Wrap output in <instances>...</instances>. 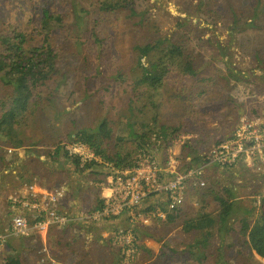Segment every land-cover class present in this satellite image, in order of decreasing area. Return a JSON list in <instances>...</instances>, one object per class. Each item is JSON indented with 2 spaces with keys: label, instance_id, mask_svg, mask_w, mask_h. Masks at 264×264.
I'll return each instance as SVG.
<instances>
[{
  "label": "rangeland",
  "instance_id": "obj_1",
  "mask_svg": "<svg viewBox=\"0 0 264 264\" xmlns=\"http://www.w3.org/2000/svg\"><path fill=\"white\" fill-rule=\"evenodd\" d=\"M104 1L0 0V34L13 24L34 36L33 44L40 47L41 40L45 39L44 36L39 37L45 5L53 14L62 15L65 23V27H55L49 34L52 49L59 56L56 62L59 70L48 88H40L35 93L41 98L30 119L28 117L26 129L18 136L22 139L23 148L9 154L4 148L13 146H6L5 141L0 139V231L11 222L6 214L10 197L25 195L23 188L29 183H38L51 190L64 189L70 194V200L65 202L70 206L63 207L68 215L90 211L96 206L101 199L98 198L101 193L99 189L103 188L110 176L102 177L99 183H95L90 174H79V178L73 168L62 165L50 156L58 145L68 143L72 132L94 130L104 119L113 130V142L119 136L128 135L131 118L137 116L138 120L151 121L152 115H148L147 111L152 106L149 105L147 92L139 94L140 102L134 103L133 110L129 111L130 99L135 94L123 88L137 77L134 71V47L137 45L159 39L182 44L186 55L199 71L198 75L208 78L199 84L195 83V78H186L184 83L191 92L185 96L176 97L172 93L171 82L165 84V93L154 91L153 95L158 94L155 101L161 100L158 120L153 124L154 132L162 124L174 127L181 124L187 130L201 131L205 141L202 154H208L214 145L223 140L222 137L237 128L241 118L250 116L264 120V12L257 7L258 0H130L137 11L132 18L125 10L104 12L101 10ZM234 21L238 24L235 25ZM94 30L103 42V55L95 56V52H89ZM258 53H261L260 58ZM118 75L124 76L122 87L117 81ZM12 91L0 79V100L12 96ZM145 106L148 107L144 110ZM193 120L196 125L189 122ZM179 134L180 137L176 139H184V143L174 139L172 152L169 153L178 169L182 170L184 165H199L193 160L195 154L190 146V139H197L195 134ZM158 145L154 146L160 157L157 159L165 166L168 164L169 149ZM127 146L131 147V144ZM32 154L38 158L34 161L36 164L29 163L31 170L26 166V169H22V157H31ZM41 158L46 162L41 163ZM206 177L217 194L225 196L224 188L232 187L239 211L230 223L232 227L227 226L225 233L220 235L217 229L212 231L210 246L205 250L210 256L207 263H184L178 259L170 264H217L220 251L228 264H264V255L247 242L249 232L246 236L238 232L239 221L245 217L244 210L252 214L251 225L256 217L264 215V176L245 164L240 170L212 171ZM198 192L201 191L195 189L187 192L185 205L175 215L183 213L175 223L166 224L167 220L162 218L161 221L152 218L144 222L156 239H162L161 243L143 238L139 244L150 249L155 256H159L163 249L167 250L165 245L178 252L188 250L189 245L193 246L195 239L201 235L198 232H184L182 220L193 218V214L208 205V200L211 201L209 210L214 213L218 210V204L213 199H204ZM77 196L80 199L78 208L71 206ZM126 226L123 222L115 228L102 226L101 229H93L91 237H78L76 232H69L68 237L64 236L62 240L72 238L73 234L78 238L77 247L82 253L57 252L68 255V262L71 255H77L72 260L73 264H117L120 260L118 256L122 254H125L124 259L118 264H162L161 258L148 260V254L141 250L134 254L131 253L132 249L124 250L122 244L115 241L105 242V239L114 238L119 231L124 232ZM34 241L28 245L12 244L18 251L8 256L2 253L0 263L9 256H16L23 264H47L49 258L42 262L38 255L43 246L42 240L38 243Z\"/></svg>",
  "mask_w": 264,
  "mask_h": 264
},
{
  "label": "trees",
  "instance_id": "obj_2",
  "mask_svg": "<svg viewBox=\"0 0 264 264\" xmlns=\"http://www.w3.org/2000/svg\"><path fill=\"white\" fill-rule=\"evenodd\" d=\"M45 7L42 9V25L39 29V37L44 36L45 39L41 40L42 45L40 47L33 44L35 40L34 36L13 24L7 27L4 31L5 34L4 32L0 34V79L5 86L13 89L12 96L0 100V139L5 141L6 146L12 145L16 150L23 148L22 139L18 136L26 129L27 122L33 114L37 102H39L38 100L41 98L40 95H35L36 91L40 88H48L49 82L54 79L59 70L56 68V62L59 56L52 49L49 34L55 27H65L64 18L62 15L53 14L51 10ZM257 7L263 9L262 12H264V0H258ZM101 10L107 13L116 10H125L129 13L130 18L137 15V11L130 0H105L101 5ZM256 12L259 11L256 9ZM234 24L237 25V21H234ZM180 26L183 25L180 24ZM250 26H253V23H250ZM91 36L92 42L89 52L91 54L95 52V56L103 55L104 46L102 40L99 38V34L94 30ZM134 54L136 56L134 71H136L137 77L136 80L129 83L128 87H123L124 89L126 88L125 90H131L135 94L130 99L128 110H133V104L140 102L139 94H145L147 92L146 95L149 98V105L152 106L151 110L147 111V114L152 115L150 118L152 124L147 119L144 121L138 120L137 116L131 118L129 121H132V124L128 125V135L117 137L115 142L111 141L113 130L109 127L105 119L94 130L84 129L72 132L68 137V143L58 145L50 157L62 163V165H69L73 168L77 177H79V174L84 176L90 174V176H93L92 180L95 183H99L102 177H109L117 170L133 168L137 157L141 153L152 154L154 156L159 155L156 154L157 151H155L154 146H159L158 144H160V146L162 145L166 149H169L173 146V142L180 137L179 133L196 134L198 131L196 129L192 131L187 130L181 124L175 127L162 124L159 126V129H156V132L153 129V124L158 120V110L161 106V100L159 102L155 101L158 94L153 95L154 91H163L165 84L171 82L172 93L176 94V97L185 96L191 92V89L184 83L186 78L192 80L195 78L196 84L208 80L206 76L201 77L198 75L199 71L196 69L190 57L186 55L183 45L172 43L169 40L159 39L145 45L135 46ZM260 54H257L258 58H260ZM143 61H145V64ZM116 78H118L117 81L120 82L119 84L122 87L125 81L124 76L118 75ZM142 88L146 89L141 91ZM163 92L165 93V91ZM136 95L137 97H135ZM147 107L145 106L144 110ZM189 122H192L194 125L197 124L194 120ZM190 140H192L190 141L191 151L195 154L193 157L194 162L199 164L203 163L207 155L202 154L204 141L199 139ZM70 144H82L89 147L96 159L88 161L83 165L81 157L70 154L67 148ZM127 144H131V147L127 146ZM157 158L159 159L158 156ZM189 168H192V166L184 165L180 172L184 173ZM161 177L162 180H167L171 178V175L163 172L161 173ZM207 178V186L201 189V192H198V194L202 195L204 199L206 197L212 198L218 204V210H215L217 213L211 212L208 208L211 201L208 200V205L202 207V210L197 214H193V218H185V220H182L184 232H198L201 235L200 238L195 239L196 243L193 246L189 245V249L186 251L178 252L175 249H169L165 245L167 250L164 251L163 249L159 256H155L150 249L144 245H140L139 240L143 238L153 239L158 243H161L162 239H156L152 235L149 227L141 221H136L130 214L129 209H126L116 217L105 218L97 222H81H84V224L88 223L89 227L92 228L99 226L115 228L120 222H123V224L127 225L124 232H130L133 240L129 245L124 242L121 248L124 250L132 248L135 250L134 254L138 253L137 250H141L148 254V260L156 257L158 259L161 258L162 264H170L178 259H181V262L184 263L189 261L207 263L210 256H207L205 250L210 246L209 240L211 239L212 231L217 229L218 234L225 233L226 227L230 225L232 219L234 220L240 208L234 202L235 194L232 187L224 188L223 193H225V196L220 195V193L217 194L213 185L208 183ZM167 200L168 198L165 194L155 193L142 202L140 213L153 216V214L160 210L166 213V224H173L180 220L179 216L183 212L179 213V215L169 212L167 210ZM103 207L104 201L100 199L90 211L101 210ZM244 216L239 221L238 232L244 236L249 232V241L247 242L250 247L255 246L254 248H257L258 252L264 255V215L256 217L253 225L250 222L251 212L244 210ZM152 218L161 221L160 217L155 216ZM230 226L232 227V225ZM65 229L66 226L63 227V233H66ZM119 233L114 238L111 237L108 239V242H117L116 237ZM219 253L217 264H228L224 262L223 253L221 251ZM124 255L118 256L119 261L124 259ZM0 264L23 263L16 256H9Z\"/></svg>",
  "mask_w": 264,
  "mask_h": 264
},
{
  "label": "built area",
  "instance_id": "obj_3",
  "mask_svg": "<svg viewBox=\"0 0 264 264\" xmlns=\"http://www.w3.org/2000/svg\"><path fill=\"white\" fill-rule=\"evenodd\" d=\"M176 142L183 144L184 139ZM4 150L13 154L16 149ZM68 150L71 155L81 157L83 165L96 159L92 150L82 144H74ZM170 152L171 148L168 150V164L165 166L154 155L141 153L133 168L115 171L103 185L107 193L102 197L104 207L94 212L68 215L64 213L63 205L70 199L64 189L56 188L38 194L32 192V187L25 186L30 193L9 199L13 207L19 206L24 214L12 216L11 222L3 226L0 231V251L12 238L29 237L34 232H48L52 226H67L79 221L97 222L119 216L126 209H129L136 221H141L144 225V222L155 216L165 219L166 213L160 210L153 216L140 213L142 202L155 193H163L168 198L167 210L177 213L185 205L188 191L201 190L207 186L206 174L211 166L231 169L244 163L264 176V120L250 116L241 118L237 128L226 139L213 146L203 163L184 173L180 172ZM163 172L170 174L171 178L162 180ZM116 238L118 244L125 242L129 245L133 240L130 232L125 234L123 231ZM134 252L132 249L131 253Z\"/></svg>",
  "mask_w": 264,
  "mask_h": 264
},
{
  "label": "crops",
  "instance_id": "obj_4",
  "mask_svg": "<svg viewBox=\"0 0 264 264\" xmlns=\"http://www.w3.org/2000/svg\"><path fill=\"white\" fill-rule=\"evenodd\" d=\"M232 132L233 131H231L229 134L224 136L225 138L222 137L223 140L226 139ZM194 136L197 139L200 137L199 140H203L202 137H201V131L197 132ZM211 142H213V141H211ZM34 156H36V155L32 154L31 157H27V158L26 157H22V159L20 161V166L22 167V169H26L25 166L29 170L32 169V165H33V163H35L34 161H36V159H38V158H35ZM155 156L157 158L158 155H155ZM41 161H43L44 163L46 162L43 158L40 159V162ZM43 162H41V163H43ZM29 163H31L32 165L29 164ZM244 165H245L244 163L243 164H239L235 168H231V169H228V170H231V171L240 170ZM224 170H225V168H221L219 166H211L208 169L207 174H208V176H210L212 171L218 172V173H222V171H224ZM229 174L231 175V172ZM26 186L32 187V192L38 193V194L41 191L43 193L45 191H50L51 190V189L43 187L40 184L34 183V182L33 183H29ZM23 189H24L23 191H26V192L30 193L29 189L26 190L25 187ZM99 190L101 191V193H100V196L98 198L102 199L103 194H107L105 192L106 189L103 186V188H100ZM99 190H98V193H99ZM29 193H28V196H29ZM18 195L22 196L23 194H17L15 196L19 197ZM68 195H70V194H68ZM210 199H212V198H210ZM79 204H80L79 197L78 196H77V198L74 197L73 202L71 203V206L73 205L76 208H78ZM66 205L70 206V204L64 203L63 207L66 206ZM7 210L8 211H6V214L8 215V218H11L14 215H22V214H24V213H22V210H21V208L19 206H14L13 207V205L11 204L10 201H9L8 206H7ZM75 214H78V212H76ZM63 227H65V226H52L49 229L48 232H43V233H40V234L34 232L29 237L22 236V237H18V238H12V239L9 240V242L6 244V246L2 249L3 251L2 250H1L2 252L0 251V256H1L2 253H6V256H8V255H10L13 252L18 251V249H16L13 246L14 244H19L20 245V244L24 243L25 245H28L32 241H34V239H35L36 242L34 241L33 243H38L41 240L43 242V246L38 251V255L42 258L41 259L42 262L46 261V259L49 258V259H47L48 260L47 264H73L72 260L73 259L75 260V258H77V255H71L70 256L71 258H69V262H68V255H65L64 253L60 254L57 251L65 250V253H67V254L74 253V252L75 253L76 252L77 253L78 252L82 253V251H79L78 247H77L78 243L76 242V240L78 238L73 236V234H72V238H70V239L62 240V237H64V236L68 237L66 235H69L68 233L69 232L72 233V231L76 232L75 234L78 237H83V236L91 237V236H93L92 235V232H94L93 229H96V228H100L101 229L102 226H99V227H96V228H92V227H89L88 223L84 224V222L79 221V222H76L75 224L67 225L66 229H65L66 233H64V235H63V231H64ZM105 242H108V240L105 239ZM108 243H110V242H108ZM34 246L35 245H33V247ZM65 258L67 259L66 261H65Z\"/></svg>",
  "mask_w": 264,
  "mask_h": 264
}]
</instances>
